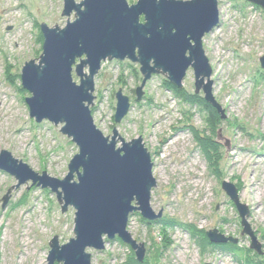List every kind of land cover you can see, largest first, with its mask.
<instances>
[{
  "label": "rangeland",
  "instance_id": "rangeland-1",
  "mask_svg": "<svg viewBox=\"0 0 264 264\" xmlns=\"http://www.w3.org/2000/svg\"><path fill=\"white\" fill-rule=\"evenodd\" d=\"M126 1L132 5L138 0ZM62 10L63 0H0V152L8 151L33 171L58 180L66 176L78 150L60 134V126L36 124L29 117L25 99L30 94L21 87L20 73L26 62H37L41 55L39 25L65 26ZM218 10L219 27L202 39L212 68V95L225 114L215 133L207 126L206 113L167 90L162 76L147 82L137 102L134 91L141 75L136 64L102 63L94 79L90 110L95 126L104 136L116 129L125 142L142 138L156 181L150 206L155 213L163 211L161 220L172 222L163 231L162 224L148 226L138 213L130 215L127 230L144 245V264H264V70L259 62L264 55V10L246 0H218ZM73 80L78 83L75 76ZM182 85L194 94L191 70ZM119 89L129 98L130 109L115 124ZM194 132L212 138L216 165L201 152ZM223 182L237 189L240 204L248 208L246 220L262 255L251 250L250 239L242 235L241 220L222 190ZM16 184L0 171V264H47L51 239L56 236L63 245L74 237L75 212L69 208L62 213L49 190L30 182L19 188ZM212 230L235 239L236 244H228L236 251L201 247L200 236L207 239L206 232ZM88 253L91 264H127L131 253L135 258L119 239L105 241L101 252Z\"/></svg>",
  "mask_w": 264,
  "mask_h": 264
},
{
  "label": "water",
  "instance_id": "water-1",
  "mask_svg": "<svg viewBox=\"0 0 264 264\" xmlns=\"http://www.w3.org/2000/svg\"><path fill=\"white\" fill-rule=\"evenodd\" d=\"M246 1L264 10V0ZM62 16L67 18L62 28L39 25L41 55L37 62L24 64L20 83L30 94L25 99L29 117L36 124L60 126V134L78 153L62 180L33 171L5 150L0 152V171L17 181L16 188L30 182L32 187L49 190L62 213L74 210V237L63 245L53 237L47 264H91L88 251L101 252L105 241L114 239L128 246L142 264L146 249L132 238L127 225L134 213L147 222L162 219L163 211L155 213L150 206L156 187L151 156L142 138L125 142L116 129L111 136L97 129L90 110L94 79L105 62L138 65L141 82L134 94L139 102L152 77L162 76L180 89L191 70L194 94H202L224 120V110L212 95V68L202 47L203 37L219 27L218 0H138L132 5L126 0H63ZM259 62L264 70V55ZM115 101L113 120L119 124L129 112L130 101L121 89ZM221 186L238 212L250 249L262 255L246 220L249 210L240 204L237 189L227 182ZM7 202L8 195L3 197V208ZM205 235L213 245L236 244L217 230Z\"/></svg>",
  "mask_w": 264,
  "mask_h": 264
},
{
  "label": "trees",
  "instance_id": "trees-1",
  "mask_svg": "<svg viewBox=\"0 0 264 264\" xmlns=\"http://www.w3.org/2000/svg\"><path fill=\"white\" fill-rule=\"evenodd\" d=\"M40 32V31H39ZM38 42L42 44V37L41 34L39 33L38 36ZM164 86L167 90L171 91L177 98H179L181 101L188 103L190 105H195L199 107L201 110H203L206 113V123L207 126L209 127L211 133H215V129L220 123V117L218 113L209 105H207L203 98L199 95L191 94L187 91H185L183 88H175L171 84H169L167 81H164ZM194 139L198 146L201 149V152L205 155L207 160L211 165H216L217 159H218V154H217V146L215 145L214 141H212V138H204L200 136L197 132H194ZM148 226H152L154 224H162L163 226V231L165 228H167L172 222L168 220H158L156 222H145ZM164 241L166 240L165 237H163ZM201 242V247L205 248L206 246H215L219 247L221 250H229V251H236V246H231L228 243L223 244V245H213L208 242V240L205 238L204 235L200 236L199 238ZM202 248V249H203ZM145 262V260H144ZM143 262V264H144ZM127 264H139L135 258H133L132 253H131V258L128 259Z\"/></svg>",
  "mask_w": 264,
  "mask_h": 264
},
{
  "label": "bare ground",
  "instance_id": "bare-ground-1",
  "mask_svg": "<svg viewBox=\"0 0 264 264\" xmlns=\"http://www.w3.org/2000/svg\"><path fill=\"white\" fill-rule=\"evenodd\" d=\"M1 113V112H0ZM1 131V130H0ZM28 235V233H26V236ZM3 244L6 246V245H8V240L5 238V239H3Z\"/></svg>",
  "mask_w": 264,
  "mask_h": 264
},
{
  "label": "built area",
  "instance_id": "built-area-1",
  "mask_svg": "<svg viewBox=\"0 0 264 264\" xmlns=\"http://www.w3.org/2000/svg\"><path fill=\"white\" fill-rule=\"evenodd\" d=\"M220 21H221V17H220V14H219V25H220ZM130 222V217L128 219V223ZM128 226V225H127ZM128 231V230H127ZM108 242V241H107Z\"/></svg>",
  "mask_w": 264,
  "mask_h": 264
}]
</instances>
